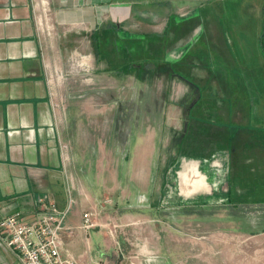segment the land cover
I'll return each instance as SVG.
<instances>
[{
    "label": "rangeland",
    "instance_id": "1",
    "mask_svg": "<svg viewBox=\"0 0 264 264\" xmlns=\"http://www.w3.org/2000/svg\"><path fill=\"white\" fill-rule=\"evenodd\" d=\"M32 1L61 120L87 149L103 141L110 186L125 165L107 193L114 250L140 264L142 234L114 217L141 214L168 228L153 247L182 237L209 264H264V0H104L96 27L60 21L62 0ZM147 181L144 202L131 187Z\"/></svg>",
    "mask_w": 264,
    "mask_h": 264
},
{
    "label": "crops",
    "instance_id": "2",
    "mask_svg": "<svg viewBox=\"0 0 264 264\" xmlns=\"http://www.w3.org/2000/svg\"><path fill=\"white\" fill-rule=\"evenodd\" d=\"M101 2L104 0H62L65 8L57 16L62 22L84 20L96 27L99 19L94 6ZM34 11L32 0H0V219L19 212L24 220L30 221L40 212L38 199L45 198L54 202L59 210L69 208L63 256L76 258L78 264H91L95 260H101L102 264H128L124 254L131 251L122 250V258L114 250L105 229H91L87 238L79 229L82 212L86 210H101L99 221H110L108 209L110 202L116 200L107 203V193L112 192L115 197L124 189L120 180H125V165L120 169L116 164L117 181L114 187L110 186L104 172L103 141H97L98 151L89 150L82 146L80 134L77 138L72 121L66 125L65 120H61L60 107L53 97L55 86L47 77V59L43 58L42 50L39 56L38 46L41 48V45L33 22ZM102 109L104 111V107ZM83 142L90 145L86 138ZM124 157L121 155L119 159ZM135 165L140 174L134 161ZM143 185L136 184L131 190L136 191L138 200L148 202L140 191L151 190L150 181ZM216 185L213 180L214 189ZM114 218L128 224L135 222L129 226L130 234H142L135 237L137 248L145 247L133 250H138L140 264H188L190 259L197 260L189 264L204 263L202 260L208 264L213 262L204 256L196 258L194 247L182 237L167 236L164 246L159 245V239L158 245L153 247V236L168 230L165 223L155 217L125 214ZM158 247L161 252L157 253ZM0 264H22L1 240ZM226 264L236 262L230 256Z\"/></svg>",
    "mask_w": 264,
    "mask_h": 264
},
{
    "label": "built area",
    "instance_id": "3",
    "mask_svg": "<svg viewBox=\"0 0 264 264\" xmlns=\"http://www.w3.org/2000/svg\"><path fill=\"white\" fill-rule=\"evenodd\" d=\"M40 212L30 221L19 212L0 219V240L16 255L22 264H78L76 258L63 256V235L68 227L65 219L68 209L59 210L54 202L38 199ZM101 210L82 212L79 229L85 234L96 227L107 228L110 222L99 221ZM116 223L112 225L116 228ZM108 232L113 233V229ZM112 235V234H111ZM113 237V236H112ZM91 264H102L95 260Z\"/></svg>",
    "mask_w": 264,
    "mask_h": 264
},
{
    "label": "trees",
    "instance_id": "4",
    "mask_svg": "<svg viewBox=\"0 0 264 264\" xmlns=\"http://www.w3.org/2000/svg\"><path fill=\"white\" fill-rule=\"evenodd\" d=\"M235 208L236 207H242L241 209V212L240 211H237L236 213H234V212H232V211H229L230 213V215H232V216H234L235 214H236V216H238V215H240V216H245V214H248V208H252V207H249V206H244V205H240V206H238V205H236V204H232ZM264 205V204H263ZM189 208V207H188ZM186 209L185 211H187V213H192V209ZM181 212V211H180ZM238 214V215H237ZM246 217V216H245ZM262 224H264V223H262Z\"/></svg>",
    "mask_w": 264,
    "mask_h": 264
}]
</instances>
